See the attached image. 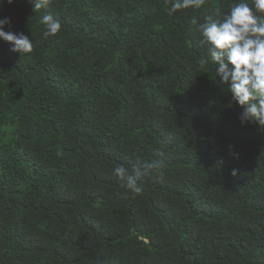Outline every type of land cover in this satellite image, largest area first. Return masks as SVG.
I'll return each instance as SVG.
<instances>
[{
	"label": "trees",
	"instance_id": "16d2710c",
	"mask_svg": "<svg viewBox=\"0 0 264 264\" xmlns=\"http://www.w3.org/2000/svg\"><path fill=\"white\" fill-rule=\"evenodd\" d=\"M229 2L0 0L33 40L0 39V264H264V128L190 23ZM151 161L139 192L113 174Z\"/></svg>",
	"mask_w": 264,
	"mask_h": 264
},
{
	"label": "clouds",
	"instance_id": "9594fccd",
	"mask_svg": "<svg viewBox=\"0 0 264 264\" xmlns=\"http://www.w3.org/2000/svg\"><path fill=\"white\" fill-rule=\"evenodd\" d=\"M205 3L206 0H165V5L170 4L166 7L169 16L189 8L201 9ZM49 4L50 0H33V9L38 11ZM227 8L226 12L216 8L215 18L205 15L203 22L195 16L190 20L199 33V46L210 55V61L202 59L201 64L211 63L219 78L217 83L226 85L231 101L243 108L241 124L253 122L264 128V0H231ZM10 22L8 17L0 19V39L11 42L12 51L30 53L33 40L23 32L5 31V25ZM41 23L44 38L61 29L60 21L51 14L41 17ZM159 167V161L134 166L131 171L118 166L113 174L123 182L122 187L139 192L141 177Z\"/></svg>",
	"mask_w": 264,
	"mask_h": 264
}]
</instances>
